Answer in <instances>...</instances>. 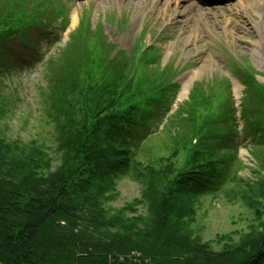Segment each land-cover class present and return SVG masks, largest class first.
<instances>
[{
  "label": "trees",
  "instance_id": "16d2710c",
  "mask_svg": "<svg viewBox=\"0 0 264 264\" xmlns=\"http://www.w3.org/2000/svg\"><path fill=\"white\" fill-rule=\"evenodd\" d=\"M20 13L25 16L18 14L17 20L11 19L15 15L10 12L0 14V29L5 33L0 35V73L11 67L8 55L14 38L6 33L21 25L22 38L30 31L23 22L28 13ZM61 61L56 62L61 65ZM53 62L50 57L48 63ZM115 65L119 68L116 73L104 72L98 83L84 87H80L78 75L64 70L55 74L57 66L46 73L48 84L39 91L43 96L40 130L32 138L41 148L35 142L16 143L0 134V264H264L263 183L253 197L256 200L248 198L245 204L255 225L238 237L232 232L228 237L203 240L191 231L185 212L169 203L167 195L154 197L152 189L143 192L144 201L138 198L120 209L107 206L104 190L113 189L121 176L139 175L135 164L157 137L149 129L159 116V108L139 114L137 103L123 109L116 104L118 97L121 101L127 92L133 96L137 89H131L136 84L133 77L124 83L127 60ZM147 75L153 73L149 70ZM58 91L71 93L62 101L73 104L67 114L52 103L61 102L52 96ZM191 104L184 102L163 129L169 138L165 146L170 147L171 141L175 153L172 131L187 126L185 135H175L183 137L180 149L190 164L175 177V183L198 197L225 190L239 196L241 192L232 183L242 191L251 183L232 181L226 155L235 148L226 141V134L209 142L201 136L203 141L197 139L191 146L194 128L182 124L196 115ZM206 125L204 132L214 127L211 119H202L198 126ZM252 131L253 141L263 144V127ZM240 161L236 157L235 164ZM258 168L261 173L264 162ZM138 205L144 216L136 215Z\"/></svg>",
  "mask_w": 264,
  "mask_h": 264
},
{
  "label": "rangeland",
  "instance_id": "374dc122",
  "mask_svg": "<svg viewBox=\"0 0 264 264\" xmlns=\"http://www.w3.org/2000/svg\"><path fill=\"white\" fill-rule=\"evenodd\" d=\"M21 1L27 0H0V14L11 12L25 16L20 13L24 10V13H28L25 19L40 15L46 21H41L42 27H33L34 20H25L30 30H39V35L33 38L39 42L36 45L38 47L33 42H26L30 50L25 52L19 41L21 50L13 57V65L17 70L0 73L2 137L16 143L32 141L39 148L42 147L40 142L32 139L37 137L40 130L38 121L43 112V96L39 91L46 89L48 83L45 75L59 65L56 62L59 59L62 60L61 65L56 67L54 73L59 76L60 71L64 70L72 76L78 75L80 87L98 83L104 72L116 73L119 68L115 62L122 57H131L132 62L136 60V70L133 72L135 67H130L124 83L131 81L130 77L135 78L136 84L131 85V89H137V93L133 96L131 92L125 93L121 101L120 97L116 99V104L123 109L132 102L137 103L139 114L150 113L155 98L165 91L164 86L169 81H178L180 88L174 92L170 113L195 96L190 108L194 107L196 115L192 114L189 120L185 118L186 121H182V124H190L194 128L195 137L190 142L191 146L201 136L207 142L219 134L226 133L229 138V133L236 127L233 112L239 117L238 130H241L243 138L249 132V128L244 131L245 124L253 127L264 124V69L253 56L257 39L252 26L258 20V14L262 15L260 20L264 21V0H248L252 3L250 8L241 11L234 10L231 3L213 8L201 0L200 5L191 7L193 9L189 14L192 20L189 25L181 20L174 24V13L163 18L156 12L143 11L142 6H136L140 3L135 0H29V4L20 7L18 3ZM156 3L161 6L165 2L160 0ZM169 5L173 9L172 0ZM16 18L13 16L11 19ZM14 29L20 32L22 27ZM43 29L46 36L41 33ZM37 48L39 52L45 53L46 60L42 65L29 70L23 59H29ZM50 57L54 60L52 64L48 63ZM146 70L154 75L148 76ZM194 72L198 73L193 76ZM255 81L262 86L257 87ZM166 92L172 91L168 89ZM192 92H195L193 97ZM204 92L209 96L201 98ZM70 94L58 91L52 95L61 101L52 102L56 110L65 114L70 112L73 104L62 102ZM50 99L51 96L46 98L48 104ZM230 101L237 105L236 111L232 112L228 108ZM250 111L252 114H248ZM246 115L250 116L246 118ZM202 119H219L224 124L204 132L209 124L199 127ZM167 120L165 114L161 120L151 121L150 131L157 137L147 147V153L137 159L135 167L139 175L121 176L115 181L113 189H103L109 199L107 206L120 209L130 206L128 203L135 199L144 201L143 192L148 193L152 189L154 197L167 195L169 203L185 212L191 231L203 240H216L218 235L228 237L232 232L236 237L244 236L255 225L250 220V211L245 204L248 198L251 202L256 200L253 197L260 193L259 184H264V170L259 173L262 169L258 168L264 162V146L245 143L246 147L240 146L236 152L228 150L226 160L228 166H231L232 181L251 183L243 191L232 183L233 189L241 192L239 196L233 190H225L224 193L198 197L175 183L178 179L175 177L178 174L180 176L181 171L190 164L188 155L180 149L183 137L181 134L175 135H185L187 126L183 129L179 126L176 132L172 131L175 137L170 139L177 142L176 148L173 146V153L171 141L170 147L165 146L166 139H169L163 133ZM65 125L71 123L66 122ZM206 155L211 158L220 157ZM237 155L240 164H235ZM258 199L261 200V197ZM136 209V215H145L140 205Z\"/></svg>",
  "mask_w": 264,
  "mask_h": 264
},
{
  "label": "bare ground",
  "instance_id": "6f19581e",
  "mask_svg": "<svg viewBox=\"0 0 264 264\" xmlns=\"http://www.w3.org/2000/svg\"><path fill=\"white\" fill-rule=\"evenodd\" d=\"M140 3V5L136 6H142L143 11L153 12L160 14L163 18L166 16L171 15V13H174V19L173 23L177 24L179 20L185 23V25H189L190 21L192 20L189 12H192L191 8L193 6V3L191 0H172L173 1V9L170 7V0H164V4L161 3V6H157L160 0H135ZM251 1L248 0H237L235 3H233L231 6L234 8V10L241 11L243 8H250ZM185 12V10H188ZM183 12V13H182ZM262 16V15H261ZM261 16L258 14V20L256 22H253L252 26L256 32V43L255 49L253 51L254 58L258 61L262 69H264V21H261ZM198 72H194L193 76H195ZM191 77V76H190Z\"/></svg>",
  "mask_w": 264,
  "mask_h": 264
}]
</instances>
